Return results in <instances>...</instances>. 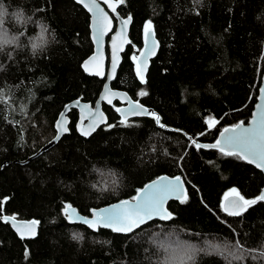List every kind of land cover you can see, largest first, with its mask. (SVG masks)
<instances>
[{
	"label": "trees",
	"instance_id": "1",
	"mask_svg": "<svg viewBox=\"0 0 264 264\" xmlns=\"http://www.w3.org/2000/svg\"><path fill=\"white\" fill-rule=\"evenodd\" d=\"M0 3L25 16L20 25L6 21L17 43L0 52V264H264V203L241 216L221 207L233 188L246 199L258 197L263 174L193 144H215L225 128L250 117L264 73V0L120 2V15L132 18L130 43L111 86L160 123L149 116L121 126L115 102L103 106L108 123L85 138L71 110L68 134L37 156L55 137L65 106L93 104L101 91L103 82L81 69L93 52L90 19L73 0ZM149 21L158 50L141 83L133 57ZM42 28L48 45L32 56L28 45ZM209 120L216 125L209 128ZM163 175L181 176L187 188L184 203L168 204L169 221L119 235L65 220L66 204L89 216L133 199ZM4 216L37 221V236L17 237ZM166 239L179 242L168 246Z\"/></svg>",
	"mask_w": 264,
	"mask_h": 264
},
{
	"label": "snow or ice",
	"instance_id": "2",
	"mask_svg": "<svg viewBox=\"0 0 264 264\" xmlns=\"http://www.w3.org/2000/svg\"><path fill=\"white\" fill-rule=\"evenodd\" d=\"M106 3L109 4V7L112 8V11H115V6L111 3V0H105ZM123 3V0H120ZM75 3L82 4L84 8H86L89 12L93 13L94 17V25H95V36L94 39L97 43H99L102 37L106 34L107 26L111 24V21L108 20V17L104 14L103 10L99 7L97 0H75ZM124 20L123 24L126 27L129 20ZM45 29H41L42 35L39 38L42 42L43 33ZM123 34V29L122 33ZM144 35H145V45L147 48V53L142 52L141 57H145L144 59H138L133 57V60L136 62V75L141 81H144V71L147 68V55H151L154 53L156 44L155 41L152 40L151 44H149V40L152 38V24L151 22H147L144 25ZM38 46V45H34ZM85 71L88 70L87 64L84 65ZM116 62L113 61L112 65V73L115 74ZM94 75H100V72L91 73ZM111 75L109 79H111ZM261 94L264 95V88L261 89ZM116 93L108 90V86L105 85V95L101 97L102 100H107L111 103V98L114 97ZM141 96L147 95L146 92L141 91ZM118 112H122V119L120 120V125L124 127L130 126L128 123L129 116H140V115H149L151 116L157 124L160 123V117L156 115L154 112L150 113L146 108H144L141 104L133 103L132 101H128L127 109L121 110L119 108L116 109ZM91 119L86 128H81L80 134L82 136H89L92 132L96 130V128L103 121V114L99 112V108L93 113H90ZM211 128L215 125V120H209L206 122ZM108 127H112V125H108ZM163 127V125H161ZM57 131L58 133L67 132L68 129L66 127H62V125L57 123ZM222 139L216 141L215 144L212 145H202L193 141V144L197 149L200 148H214L218 150L223 156L226 157H236L240 160L247 162L250 165H255L256 168L264 171V108H261L258 113H254V119L251 122L250 127H243L241 124H237L232 128H225L221 133ZM59 139V136H57ZM182 184L180 181V177H176L171 181H164L162 178L161 181L155 182L153 185H148L146 190L137 194V196L133 197L131 201L123 200L118 204L112 205L110 208H105L102 210H93L91 214V218L82 217L78 215L75 208L71 205L66 204L64 206V215L66 219L71 222H80L86 225L88 228L92 230H97L99 228H108L111 229L112 232L116 233H131L134 229L139 228L142 224L154 219L159 218L160 220H170L172 219V215L166 211L164 205L166 201L172 197L176 196V198H180L182 194ZM186 201V196L180 200L181 203ZM226 204H222L221 207L224 212L229 216H241L245 212H247L250 208L255 206L258 202L264 201V194L253 198L246 199L244 196L240 194L235 188L231 190L230 193L225 196ZM3 209L0 208V212ZM11 221H15L16 217H3V222L7 223ZM37 221H31L30 224L24 225H15L16 231L19 233L20 238L24 239L27 237H32L35 235V225ZM73 239H80V236L74 235ZM237 248H241L239 244L236 245ZM243 249L241 248V252ZM28 255L27 250L25 251V256ZM191 258V257H189ZM237 259H241L242 256H237Z\"/></svg>",
	"mask_w": 264,
	"mask_h": 264
},
{
	"label": "water",
	"instance_id": "3",
	"mask_svg": "<svg viewBox=\"0 0 264 264\" xmlns=\"http://www.w3.org/2000/svg\"><path fill=\"white\" fill-rule=\"evenodd\" d=\"M75 2V0H73ZM97 3L99 4V7L103 10L104 14L108 17V20L111 21V24L107 26L106 29V34L102 37L101 41L99 43L96 42V40L94 39L95 36V25H94V17H93V13L89 12L86 8L83 7L82 4H78L80 5L85 12L89 15V19H90V39L93 45V52L92 54L86 58L83 63L81 64V69L83 70L84 74L92 77V78H96L99 81L103 82L101 91L99 93V96L97 98V100L91 104V103H84V102H79V101H74L68 105L65 106V108L60 112V114L58 115L54 128L56 131V135L55 137L49 142L47 143L44 147H42L36 154L35 156L39 155L41 152L47 150L48 148L54 146L56 143H58V141L62 138V136H64L65 134H68L69 131V118H68V114L71 110H76L78 113V121L76 124V130L77 132L80 134V130L81 128H86V126L89 124L91 116L90 113H93L97 110V107L99 108V112L103 114V121L102 123H100V125L96 128V130L94 132H96L98 130V128L106 125L108 123V118L107 115L105 114L104 110H103V106H112L115 102H117L119 104L118 108L121 110L127 109L128 107V101H132L133 103H137L136 101L132 100L129 95L122 91V90H118V89H114L112 88L111 84L113 83V81L116 78L117 75V71L118 68L120 66L121 60H122V55L124 54V52L126 51V48L128 47L129 43H130V29H131V24H132V18L129 20L127 26L125 27L123 24L124 20H128L129 17H122L120 15V13L118 12V8L120 6V2L119 1H115V0H111V3L115 6V11H112V8L109 7V4L105 2V0H97ZM122 29H123V34L122 33ZM154 40L155 44H156V48L153 54L151 55H147L146 59H147V67L149 64L150 59L156 54L157 50H158V41L155 37V33L152 30V38L151 40H149V44H151V41ZM145 52L147 53V48L145 45V35H143V46L142 49L140 51V53L137 55L138 59H144L145 57H141V53ZM115 60L116 62V69H115V74L111 75L112 73V65H113V61ZM87 64L88 70L85 71V67L84 65ZM147 70V68H146ZM146 70L144 71L143 75H145ZM95 72H100V75H94L91 73H95ZM111 75V79H109V76ZM105 85L108 86V90L111 92L116 93V95L114 97L111 98V103H109L107 100H102L101 97L103 95H105ZM264 88V73L262 74L261 77V81H260V86H259V90H258V95H257V99L256 102L253 106V109L251 111L250 117L248 118V120L245 123H240L243 127L247 128L251 126V122L254 119V113H258L260 111L261 108H264V95L261 94V89ZM144 107V106H143ZM145 108V107H144ZM148 110V109H147ZM117 114L119 115V117H121L122 119V112H118ZM144 117H149V115H140V116H129L128 119H132V118H144ZM60 123L62 125V127H66L68 129L67 132H61L58 133L57 131V123ZM232 128V127H230ZM224 131V130H223ZM222 131V132H223ZM92 132L91 135L94 133ZM221 132V133H222ZM221 133L218 135L217 140L222 139L221 137ZM89 136H82L85 138L90 137ZM57 136H59V139H57ZM28 161V160H27ZM26 161V162H27ZM245 162V161H244ZM247 163V162H246ZM248 164V163H247ZM250 165V164H249ZM252 167H254L255 169H257L258 171H260L263 176H264V171H261L260 169L256 168L255 165H250ZM176 177H180V176H175V177H170V176H160L150 182H148L146 185H144L138 192H142L144 190H146L148 185H153L155 182L161 181V179L163 178L164 181H171L174 180ZM180 181L181 184L183 186L182 188V194L180 196V198H176V196H172L170 197L165 205L164 208L166 209V211L168 213H170V211L168 210V204L171 201H180L181 199H183L185 196H187V188L186 185L183 181V179L180 177ZM137 194L135 196H137ZM261 194H264V187L261 190L259 196ZM134 196V197H135ZM131 201L132 199H126ZM123 201V200H122ZM121 201L100 207L98 209H93V210H102L105 208H110L112 205L118 204ZM264 203V201H262ZM222 204H226L225 198L223 200ZM75 208V207H73ZM76 212L78 213V215L82 216V217H87V218H91V214L92 211L90 212L89 216H85L82 215L77 208H75ZM171 214V213H170ZM172 215V214H171ZM3 220V218H2ZM66 222L69 225H82L83 227L87 228L88 230L92 231V232H97L98 230L102 229V230H109L111 231V229L108 228H99L97 230H92L90 228H88L86 225L80 223V222H69L66 217H65ZM169 221V220H160L159 218H154L144 224H142L140 227L152 222V221ZM171 220V219H170ZM30 221H22V220H15V221H11L9 220V222H7V224L9 225L10 229L14 232V234H16L17 237L20 238L19 233L16 231V227L15 225H20V224H30ZM139 227V228H140ZM139 228L134 229V231L138 230ZM132 231V232H134ZM112 232V231H111ZM131 232V233H132ZM115 234H119V235H128L130 233H116L113 232ZM38 234V224L35 225V235L32 237H27L24 239H32L34 237H36Z\"/></svg>",
	"mask_w": 264,
	"mask_h": 264
},
{
	"label": "clouds",
	"instance_id": "4",
	"mask_svg": "<svg viewBox=\"0 0 264 264\" xmlns=\"http://www.w3.org/2000/svg\"><path fill=\"white\" fill-rule=\"evenodd\" d=\"M11 20L13 23L20 25L24 22L25 16L22 8L14 9L12 12H9L8 9L0 3V52L4 50L5 47L13 46L17 43V37L15 35H9L7 29L5 28L6 21ZM42 32L38 33L39 38L41 37ZM34 45H38L35 46ZM48 45V40L43 33V40H31L29 47V53L32 56L38 55L43 51Z\"/></svg>",
	"mask_w": 264,
	"mask_h": 264
},
{
	"label": "rangeland",
	"instance_id": "5",
	"mask_svg": "<svg viewBox=\"0 0 264 264\" xmlns=\"http://www.w3.org/2000/svg\"><path fill=\"white\" fill-rule=\"evenodd\" d=\"M33 39L39 40L38 34L35 37H33ZM215 125H216V123H215ZM98 176H104V175L102 173H98ZM178 242H179L178 240H173L172 242L169 243V241L166 239V240H163L162 243L165 244V245H168V246H172V245H176Z\"/></svg>",
	"mask_w": 264,
	"mask_h": 264
},
{
	"label": "bare ground",
	"instance_id": "6",
	"mask_svg": "<svg viewBox=\"0 0 264 264\" xmlns=\"http://www.w3.org/2000/svg\"><path fill=\"white\" fill-rule=\"evenodd\" d=\"M83 71V70H82ZM175 177V176H174ZM181 177V176H180ZM182 178V177H181ZM185 183V182H184Z\"/></svg>",
	"mask_w": 264,
	"mask_h": 264
}]
</instances>
